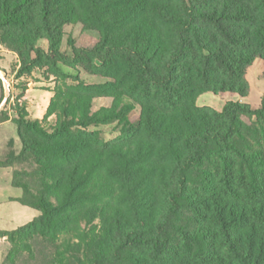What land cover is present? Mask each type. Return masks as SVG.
Listing matches in <instances>:
<instances>
[{
    "label": "trees",
    "instance_id": "1",
    "mask_svg": "<svg viewBox=\"0 0 264 264\" xmlns=\"http://www.w3.org/2000/svg\"><path fill=\"white\" fill-rule=\"evenodd\" d=\"M75 25L99 41L64 53ZM0 47L17 81H55L42 120L17 102L13 120L0 113L20 140L0 169L40 213L0 238L47 241L54 264H264V102L241 103L264 63V0H0ZM205 96L238 101L217 111ZM98 99L111 106L93 112Z\"/></svg>",
    "mask_w": 264,
    "mask_h": 264
},
{
    "label": "rangeland",
    "instance_id": "2",
    "mask_svg": "<svg viewBox=\"0 0 264 264\" xmlns=\"http://www.w3.org/2000/svg\"><path fill=\"white\" fill-rule=\"evenodd\" d=\"M69 40H72L74 46L78 49H90L98 43L99 35L95 31L85 30L81 25L67 26L64 29V38L61 45V50L64 53H70ZM18 65L19 62L16 55L0 47L2 100L6 99V105L1 112L5 110L11 120H13L16 117L15 103L17 102L19 106L26 108L31 119L35 120L39 118L38 120H42L46 114L50 100L53 98L52 91L54 90L55 81L45 76L41 70L35 71L30 77L21 78V80L17 81L16 72ZM72 74L79 76L82 81L88 84L102 81L99 78L87 76L83 71H79L76 75L75 73ZM246 79L249 93L247 99L241 103L253 110H257L264 102V63L256 61L248 70ZM22 88L27 90L23 92ZM229 101H238V99L205 96L198 101V105L220 111L224 104ZM110 106L111 99H98L94 101L92 110L95 112L99 108ZM138 114L139 108L136 107L131 113L130 119L132 121L135 120ZM53 122L54 117H51L47 125L53 124ZM115 127L112 124L99 127L98 130L102 139L105 141L116 139L118 133L115 131ZM9 140H13L16 143L17 146H14V150L18 151L20 149V140L13 122L0 128V154ZM15 169H0V200L21 196L22 194L20 189L14 188L11 184L12 172ZM39 215L38 211L24 207L18 203H2L0 204V231H14L27 225ZM28 245L30 250L22 251L18 247H13L7 240L5 241L0 238V264H54L55 249L51 243L40 238H35L29 241ZM8 256H10V259L7 260ZM15 257V261L11 263V260Z\"/></svg>",
    "mask_w": 264,
    "mask_h": 264
},
{
    "label": "crops",
    "instance_id": "3",
    "mask_svg": "<svg viewBox=\"0 0 264 264\" xmlns=\"http://www.w3.org/2000/svg\"><path fill=\"white\" fill-rule=\"evenodd\" d=\"M37 119H39V118H37ZM12 122H11V120H9V121H7V122H5V123H2V124H0V128H2V127H4V126H6V125H8V124H11ZM7 143H8V141L6 142V144H5V147H6V145H7ZM14 144L16 145V143L14 142ZM17 146V145H16ZM5 147H4V149H5ZM4 149H3V151H4ZM3 153V152H2ZM1 153V154H2ZM1 154H0V156H1ZM20 196H16V197H11V198H8V199H3V200H0V204H2V203H12V202H14V203H17V202H15V201H13L14 199H17V198H19ZM19 204V203H18ZM3 240H5V239H3ZM6 241V240H5Z\"/></svg>",
    "mask_w": 264,
    "mask_h": 264
},
{
    "label": "water",
    "instance_id": "4",
    "mask_svg": "<svg viewBox=\"0 0 264 264\" xmlns=\"http://www.w3.org/2000/svg\"><path fill=\"white\" fill-rule=\"evenodd\" d=\"M5 105H6V99L0 104V112L4 109Z\"/></svg>",
    "mask_w": 264,
    "mask_h": 264
}]
</instances>
